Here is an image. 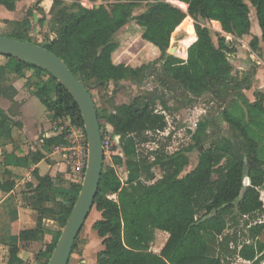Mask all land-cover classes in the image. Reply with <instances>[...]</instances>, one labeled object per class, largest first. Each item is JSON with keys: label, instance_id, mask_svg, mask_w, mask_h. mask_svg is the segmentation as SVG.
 Here are the masks:
<instances>
[{"label": "trees", "instance_id": "1", "mask_svg": "<svg viewBox=\"0 0 264 264\" xmlns=\"http://www.w3.org/2000/svg\"><path fill=\"white\" fill-rule=\"evenodd\" d=\"M19 0H0V6L8 12L15 10ZM111 4L85 9L79 4L70 9L53 1L50 14L55 10L54 36L39 45L62 60L71 73L90 88L106 90L109 85H119L126 80L138 79L143 75L145 65L131 68L114 65L111 54L118 47L115 35L125 26L134 23L140 30L138 37L156 47L160 54L162 73L168 80L176 82L188 95L199 97L213 91L217 84L235 83L239 86L237 100L231 101L229 109L223 111V120L229 127L230 136L212 143L199 153L196 166L183 176L188 166L189 154L199 148L208 138L207 123L199 122L191 133V147L169 156L168 165L172 171L155 182L148 184L140 175L146 172L144 164L137 159L135 135L154 128L162 117L153 115L149 105L133 99L128 104L114 105L112 112L104 110L98 114L100 130L105 121L112 134L119 137L122 157H113V165L102 170L94 206L100 212L92 229L102 239V249L95 256V264H224L213 253L214 246L227 226L228 220L238 215H252L264 206V108L261 95L255 94V102L249 103L242 93L246 86L233 76L228 55L235 53L225 38L217 37L215 44L211 30L201 22H218L223 33L242 39L250 35L249 6L255 11L257 25L264 39V0H154L145 10L134 15L133 10L143 0H108ZM184 4L187 11L171 4ZM43 16V10H38ZM190 17L194 24L190 22ZM42 21V20H41ZM183 37L178 45L173 44L174 35ZM23 42H32L28 36V20L13 23L11 35H5ZM38 45V44H37ZM258 39L253 37L249 47L256 53ZM0 67V98L13 102L16 91L6 86L8 76H22L30 69L39 80L37 95L45 108L53 113V119L69 118L84 130L80 111L66 89L42 69L23 61L7 58ZM231 71V72H230ZM237 81V82H236ZM239 83V84H237ZM9 113L16 115L12 104ZM0 108V129L9 121ZM19 126V123H15ZM103 139V133L101 132ZM1 142V139H0ZM5 143H0V145ZM32 163L42 156L30 153ZM229 159L221 174V181L212 192L209 188L211 175L224 158ZM19 169L28 168V157L15 158ZM125 166L128 179H119L118 170ZM6 172H10L6 169ZM37 181L31 199L38 212V225L34 230L19 234L23 242L41 239L40 220L44 214L51 216L59 225L55 241L47 245L39 255L50 258L81 185L72 187V196L63 206L56 201L51 180L32 172ZM153 176L148 178L152 180ZM244 182V183H243ZM14 182L0 183L1 192L8 194ZM210 199L204 205L205 216L197 219L200 199L208 193ZM109 195L115 199L108 198ZM50 204L45 208L44 204ZM229 217V218H228ZM264 225L248 229L249 240L243 243L238 257L251 264L264 261V240L256 239L263 233ZM156 231L168 234V239L158 254L151 250ZM78 237V236H77ZM77 239V238H76ZM74 242L72 253L75 249ZM17 247L11 246L8 264H22L16 257Z\"/></svg>", "mask_w": 264, "mask_h": 264}, {"label": "rangeland", "instance_id": "2", "mask_svg": "<svg viewBox=\"0 0 264 264\" xmlns=\"http://www.w3.org/2000/svg\"><path fill=\"white\" fill-rule=\"evenodd\" d=\"M20 1L21 3L18 4L16 10H14V13L10 17L5 16L9 14L8 11L4 8H0V33L11 35L13 23L27 19L28 36L31 41L38 45L46 43L48 39L54 36L53 31L57 28L54 23V16L58 9H55L50 14L53 2L50 4L42 0ZM54 1L61 2V6L68 9L78 4V2H81V0ZM92 1L97 3V5L111 4L108 0ZM150 2L151 0H143L140 2L139 6L133 10V14L138 15L142 13L146 5ZM49 4L50 8H48ZM171 4L179 7L184 12L187 11V6L185 7L184 4H179V6L176 3ZM39 9L44 10L45 14L43 16L39 14ZM249 9L250 14L254 12L252 7L249 6ZM187 18L190 19L192 24L195 23L190 17ZM201 23L211 30V37L215 44L217 43V37L222 36L225 38L226 43H228L230 47H233L232 49L235 48V51L238 48L241 49L238 43L234 41L229 42L227 35L223 34L222 30L219 32L214 24L206 21ZM120 31L122 32H118L115 35V41L121 42L126 39L129 47L135 48L140 52V56L138 54L134 55V60H136V65H145L143 67V75L138 79L126 80L119 85H109L106 90L90 88V94L98 110V114L102 115L104 110L112 112V107L114 105L128 104L133 99L138 98L140 101L149 105L153 115L162 117V121H158L154 125V128L142 131L134 136L137 148V159L146 167V172L140 175V178L144 182L147 181L148 184L160 180L172 171V168L168 165L169 156L175 154L177 151L190 148L192 144L191 133L196 129L197 123L206 122L208 133L207 141L201 145L202 149L193 148V151L189 154L188 166L184 168L180 175L183 176L196 166L199 153L204 148H208L212 143L230 136L229 127L223 120V111L229 109L231 101L237 100V95L240 90L239 86L237 88L235 83H229L228 85L227 83L217 84L214 86L213 91H207L199 97H192L176 82L165 78L160 64L157 63L159 54H154L149 51L147 47H141L142 40L138 37L140 30L134 23H130L129 26H125ZM128 35L129 37L127 39ZM182 37L183 34L177 32L174 35L173 44L178 45V40ZM244 40L249 46L250 40L248 41L247 38ZM148 47L149 49L151 48L150 46ZM145 53L147 56L144 55ZM233 56L234 55L231 54L228 55V62L233 60ZM233 67H235L233 75H239L236 66ZM240 82L241 86L247 85V80L245 82L240 80ZM242 93L250 103L254 101V90L250 89ZM262 97L264 99V94H262ZM34 104L36 112L35 117L44 120L46 118V108L36 100H34ZM14 110L17 112L18 107ZM100 123L102 124L101 132L104 136H108L109 138L103 162V168L105 170L113 165V157H122L124 161L125 158H123L119 139H112V135L106 133L105 121L102 120ZM260 147H264V140L260 143ZM261 156H263V154ZM228 161V157L224 158L221 163L214 168L209 186L212 192L220 183L221 174L225 167V163ZM20 173L23 174L24 172ZM118 174L122 183H125L128 179V172L125 166H123V169L118 170ZM150 175L153 176L152 180L148 178ZM25 190H27V188H25ZM210 197L208 192L200 199V204L197 207V219L205 216L203 207ZM108 198L112 200L115 199L113 195H109ZM262 214L264 216V211ZM233 216L235 220L230 219L227 221L226 229L223 234L218 237L213 253L220 257L224 264H251L243 263L242 260L237 259L235 256L238 246L245 243L249 239L250 234L248 228L245 226V222L239 218L236 212H234ZM99 219L100 212L93 206L76 239L75 249L70 255L68 264H94L97 252L102 249V239L98 237L96 232L92 229L93 224ZM156 236L155 239L154 234V240L151 245L152 251H158L161 247L160 233ZM259 239L264 240V231L259 236ZM259 264H264V261Z\"/></svg>", "mask_w": 264, "mask_h": 264}, {"label": "crops", "instance_id": "3", "mask_svg": "<svg viewBox=\"0 0 264 264\" xmlns=\"http://www.w3.org/2000/svg\"><path fill=\"white\" fill-rule=\"evenodd\" d=\"M20 3V0L16 2L15 10ZM0 8L3 7L0 6ZM48 8H50V4ZM13 13L14 11L9 12L5 16L10 17ZM249 18V36L238 39L231 35H226L229 42L234 41L241 46V49L238 48L232 54L234 58L229 62L232 68V74H234L235 68L233 66H236L239 75L233 76H237L243 82L247 80L246 88L242 92L250 89L254 90L253 102H255V94H259L261 97L264 94V39L257 25L255 11L251 14L249 13ZM210 23L214 24L218 22L211 21ZM218 31L221 32V28ZM119 32L122 31L119 30ZM0 35L7 34L0 33ZM128 37L129 35L127 39ZM253 37L258 39L256 53L250 50L248 44L244 42L245 38L249 41ZM126 41L125 39L117 42L118 47L111 54V60L114 65L122 64L135 69L140 65H136L134 55L138 54L140 56L141 54L135 48L129 47ZM141 45V47H147L154 54H160L159 50L150 43L142 41ZM148 46L151 48L149 49ZM144 55L147 56L146 53ZM7 61L6 57L0 55V67L4 66ZM158 63L161 66V63ZM38 83L39 80L30 69L25 70L22 76L10 75L5 85L12 86L16 91V96L13 102L6 98H0V108L10 119L0 129V143H5L0 145V183L14 182L15 185L13 190L8 194L0 190V264H8L11 246L17 247L16 257L22 264H45L46 259L39 255V253L43 252L47 245H51L55 241L57 233L60 230L57 221L51 216L44 214V217L39 223L41 239L31 242H23L19 239L21 231L34 230L38 225V212L34 210L33 205L35 201L31 199L33 189L37 185V181L33 177L32 172L36 170L40 177L47 176L51 180L56 201L63 206L66 205L67 199L72 196V187L80 184L79 178L73 175L62 155L54 150L55 145L59 141V137L57 136L58 130L55 126L56 120L53 119V113L46 108V118L44 120L35 117L34 100L43 105L36 92V85ZM262 100L264 108L263 97ZM13 103L15 107H18L16 115L9 114ZM18 122L19 126H16L15 123ZM30 153H39L42 156L41 160L37 163H32L31 157L29 156ZM261 154H263L262 158H264V153ZM24 156L28 157V168H16L14 165L15 158ZM6 169L10 174L6 172ZM20 172L24 173L21 174ZM43 206L47 208L51 205L46 203ZM263 211L264 206L261 211H257L252 215H237L245 222V226L249 229L255 225H264ZM158 233H160L161 247L158 251H153L156 254L159 253L168 239V234L160 231L155 232V239ZM256 239H259V236ZM250 242L252 241L248 239L245 243L248 244ZM241 245L238 246L235 255L239 260H242L237 255ZM242 262L250 263L244 260Z\"/></svg>", "mask_w": 264, "mask_h": 264}, {"label": "water", "instance_id": "4", "mask_svg": "<svg viewBox=\"0 0 264 264\" xmlns=\"http://www.w3.org/2000/svg\"><path fill=\"white\" fill-rule=\"evenodd\" d=\"M0 55L28 63L55 78L71 95L82 117L88 148L87 164L76 201L46 263L68 264L74 242L94 206L103 170V143L95 104L83 83L47 49L0 35Z\"/></svg>", "mask_w": 264, "mask_h": 264}, {"label": "built area", "instance_id": "5", "mask_svg": "<svg viewBox=\"0 0 264 264\" xmlns=\"http://www.w3.org/2000/svg\"><path fill=\"white\" fill-rule=\"evenodd\" d=\"M52 4L54 0H42ZM154 0H151L153 2ZM112 3V1H109ZM172 3V2H171ZM78 4L85 9H92L98 7L92 0H81ZM56 129L58 130L57 136L59 141L54 147V150L62 155L63 159L67 163L73 175L79 178V183H82L86 164L88 148L86 142V136L84 130L75 126L71 120L67 117L57 119L55 122ZM106 133L112 135V139H119L118 136L112 134L111 127L106 124ZM111 130V131H110ZM108 136L103 135V153L105 155V150L108 145Z\"/></svg>", "mask_w": 264, "mask_h": 264}, {"label": "bare ground", "instance_id": "6", "mask_svg": "<svg viewBox=\"0 0 264 264\" xmlns=\"http://www.w3.org/2000/svg\"><path fill=\"white\" fill-rule=\"evenodd\" d=\"M178 6H179V5H178ZM214 25H215V27H216L217 29H219L217 24H214Z\"/></svg>", "mask_w": 264, "mask_h": 264}]
</instances>
